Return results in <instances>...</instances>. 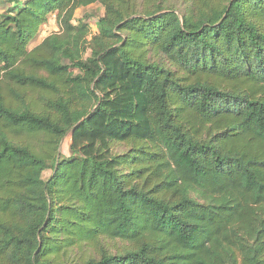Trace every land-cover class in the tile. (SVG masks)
I'll return each instance as SVG.
<instances>
[{
  "label": "trees",
  "instance_id": "trees-1",
  "mask_svg": "<svg viewBox=\"0 0 264 264\" xmlns=\"http://www.w3.org/2000/svg\"><path fill=\"white\" fill-rule=\"evenodd\" d=\"M166 2L0 0V264H264V0Z\"/></svg>",
  "mask_w": 264,
  "mask_h": 264
},
{
  "label": "rangeland",
  "instance_id": "rangeland-1",
  "mask_svg": "<svg viewBox=\"0 0 264 264\" xmlns=\"http://www.w3.org/2000/svg\"><path fill=\"white\" fill-rule=\"evenodd\" d=\"M166 5L173 6L177 10L183 9L185 7V0H167ZM3 5L0 4V8ZM105 16V9L101 5H92L86 8H80L76 11L73 23L78 25L80 22L89 25L90 27V35L89 39L98 34V22L101 18ZM61 31V25L58 20L57 14H53L49 16L48 22L40 28L39 35L37 39L29 45V50H33L35 47L39 46L43 40L47 37L57 34ZM91 55V52H87L85 54V58H88ZM111 63V58L108 57L105 60V64L109 66ZM98 92L101 97H104L105 88L102 85H98ZM96 127V126H95ZM100 127V133L97 137L93 138L92 136H86V130L83 128L82 130H74L70 135L65 138L63 141L60 151H59V160L64 161L69 159L71 156L80 153L81 156H89L96 153V141L102 137L103 134V126ZM95 141V142H93ZM93 142V143H92ZM128 150V145L125 143H117L111 146V151L113 154H122ZM54 162H48L49 169L44 173L43 178L48 180L52 174V166ZM110 251H115L114 244L110 245ZM98 257L92 249L83 248L80 246H75L70 249L68 256L64 259V261H70L71 263H82L87 261L92 257Z\"/></svg>",
  "mask_w": 264,
  "mask_h": 264
}]
</instances>
